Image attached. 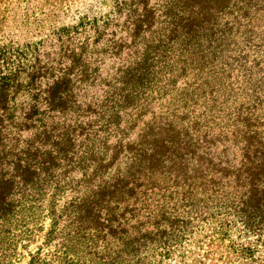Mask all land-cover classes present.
<instances>
[{
    "label": "trees",
    "instance_id": "trees-1",
    "mask_svg": "<svg viewBox=\"0 0 264 264\" xmlns=\"http://www.w3.org/2000/svg\"><path fill=\"white\" fill-rule=\"evenodd\" d=\"M97 4L61 28L59 60L0 54V237L110 247L104 264L256 258L264 0Z\"/></svg>",
    "mask_w": 264,
    "mask_h": 264
},
{
    "label": "rangeland",
    "instance_id": "rangeland-1",
    "mask_svg": "<svg viewBox=\"0 0 264 264\" xmlns=\"http://www.w3.org/2000/svg\"><path fill=\"white\" fill-rule=\"evenodd\" d=\"M93 7L98 8L97 0H0V54L5 51L7 57L41 64L59 60L73 35H65L61 28L71 26ZM262 240L259 254L246 262L237 260L232 254L229 257L233 259L229 262L228 251L208 246L181 253L186 257L184 259L179 257L161 264H264V238ZM13 244L10 248L6 236L0 237V264H32L38 255L51 259L53 264L61 262L59 257L64 259L66 255L80 264H104L106 262L100 256L105 257L110 248L100 246L95 250L83 245L68 254L60 247V237L49 244L42 234L29 238L24 233L18 234ZM146 255L148 259L139 264H158L160 259L154 252L149 251Z\"/></svg>",
    "mask_w": 264,
    "mask_h": 264
}]
</instances>
